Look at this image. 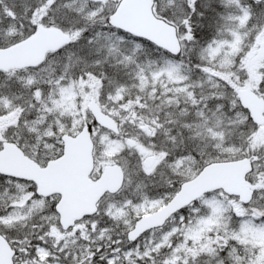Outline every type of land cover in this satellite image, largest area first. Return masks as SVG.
<instances>
[{"label":"snow or ice","instance_id":"6c2138e0","mask_svg":"<svg viewBox=\"0 0 264 264\" xmlns=\"http://www.w3.org/2000/svg\"><path fill=\"white\" fill-rule=\"evenodd\" d=\"M0 264H264V0H0Z\"/></svg>","mask_w":264,"mask_h":264}]
</instances>
